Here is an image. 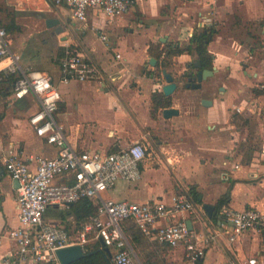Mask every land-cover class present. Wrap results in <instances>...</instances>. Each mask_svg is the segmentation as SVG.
I'll use <instances>...</instances> for the list:
<instances>
[{
    "label": "crops",
    "instance_id": "1",
    "mask_svg": "<svg viewBox=\"0 0 264 264\" xmlns=\"http://www.w3.org/2000/svg\"><path fill=\"white\" fill-rule=\"evenodd\" d=\"M23 1L29 9L22 11L26 14L20 22L27 33L12 48L24 67L48 73L61 90L57 120L69 143L78 151L113 152L134 141L148 148L141 179L119 181L108 191L109 198L172 203L175 195L186 194L202 208L204 203L215 207L212 217L204 208L202 219L189 212L176 217L191 220L192 229L200 232L207 225L222 227L225 207L264 212V119L259 113L264 103V0H133L119 17L109 20L98 9H90L84 21L74 19L69 7L54 0ZM49 17L60 19L62 33L47 27ZM205 28L215 31L208 45L214 76L200 89L187 87L184 77L183 86L176 70L196 71L193 63L199 58L195 52L174 56L166 70L178 88L167 96L162 66L158 68L166 54L158 58L150 48L188 45L194 33ZM102 32L112 48L102 41ZM67 48L82 50L101 79L61 82L60 62ZM116 53L122 59L115 58ZM153 57L156 66L150 64ZM5 64L0 63V69ZM12 82L0 83V149H12L23 158L55 155L57 149L30 123L37 101L33 97L13 101ZM182 90L197 97L184 102L178 97ZM168 97L179 114L165 118L167 107L159 104ZM203 99L212 104L204 105ZM192 190L199 193L200 202L194 200ZM226 194L227 204L218 207ZM17 198L18 183L0 164V264L10 248L8 231L18 224ZM53 211L48 218H63L58 216L60 210ZM65 216L71 228L72 218L78 223L71 208ZM263 246L264 233L252 231L233 243L221 239L211 244L200 261L245 264ZM157 254L165 264H188L182 260V246L172 252L164 247Z\"/></svg>",
    "mask_w": 264,
    "mask_h": 264
},
{
    "label": "built area",
    "instance_id": "2",
    "mask_svg": "<svg viewBox=\"0 0 264 264\" xmlns=\"http://www.w3.org/2000/svg\"><path fill=\"white\" fill-rule=\"evenodd\" d=\"M72 10L77 20H86L90 9H98L106 18L123 15L133 0H54ZM109 48V37L99 33ZM13 39L5 26L0 25V69L5 77L13 76L11 99L33 97L37 110L30 116L36 134L45 137L57 149L55 155L21 157L12 149H0L3 164L12 179L19 182L18 224L8 231L10 248L2 264H62L57 250L71 245H81L84 250L94 241L111 253L112 264H145L138 258L123 223L134 220L141 231L161 247L172 252L182 246L183 262L198 264L209 246L221 239L235 242L252 231L264 233V212L258 208L222 210L224 224L205 232L190 229L187 220L176 217L184 212L194 213L202 219V206L186 194H177L172 203L155 200L137 203L115 200L103 195L119 181L137 182L142 177V163L148 148L141 141H134L117 151H78L68 141L63 127L57 120L62 100L59 87L52 77L40 70L23 66L21 56L13 48ZM115 58L122 59L120 53ZM61 82L101 79L98 68L90 63L86 54L77 48H67L60 62ZM2 77H0L1 80ZM264 89V82L261 84ZM2 95L0 93V108ZM264 119V103L259 110ZM70 178L69 181L60 179ZM84 199L95 205V213L85 222L76 223L72 218H48L50 209H69ZM245 264H264V246L247 257Z\"/></svg>",
    "mask_w": 264,
    "mask_h": 264
},
{
    "label": "trees",
    "instance_id": "3",
    "mask_svg": "<svg viewBox=\"0 0 264 264\" xmlns=\"http://www.w3.org/2000/svg\"><path fill=\"white\" fill-rule=\"evenodd\" d=\"M8 30H13V26H8ZM214 29H203L201 31H196L194 36L191 39V43L185 46H181L178 43H171L166 46L165 49L153 50L150 48V51L155 54L156 57H160L165 52L164 59H162L161 64H158V68L163 71L172 64V58L174 56L188 52L190 54L197 53L198 58L202 61L204 68L212 69L213 67V55L208 50V45L212 40L214 35ZM171 59V61L169 60ZM0 83L5 81H13L14 77L9 76L5 77L0 73ZM172 99L168 97L165 101H162L159 105L170 107L172 105ZM158 105V106H159ZM192 195L196 202H200L199 193L195 190H192ZM229 200V195L226 194L218 203V207L227 204ZM71 210L75 214L76 220L80 224L81 222L87 221L95 213V205L88 199H84L78 203L72 205ZM126 234L138 253L142 257V260L145 264H165L160 258L157 252L159 251L158 244L151 240V238L145 235L140 227L134 220H126L123 223ZM87 255L83 258L71 263V264H112L111 256L107 254L106 250L102 248L100 241H96L87 246Z\"/></svg>",
    "mask_w": 264,
    "mask_h": 264
},
{
    "label": "water",
    "instance_id": "4",
    "mask_svg": "<svg viewBox=\"0 0 264 264\" xmlns=\"http://www.w3.org/2000/svg\"><path fill=\"white\" fill-rule=\"evenodd\" d=\"M61 21L58 18L49 17L46 19V25L48 28H55L56 33L60 34L64 31L63 27L60 25ZM157 59L152 58L150 60V64L152 66H156ZM193 67L196 69V71H190V73H184L183 77L187 78V87H192L193 89H200L203 86V82L208 80L210 77H213L216 71V68L208 69L204 68L202 65V61L200 59H197L193 63ZM163 77L166 81V84L163 86V91L167 96L172 95L176 89L178 88V82L176 81L175 77L172 73L168 72L166 69L163 70ZM202 103L204 105H210L212 102L210 100L203 99ZM179 110L175 107H167L163 109V115L165 118H170L173 115H178ZM19 187V182L16 180ZM200 199H202V196H200ZM203 208L208 213L209 217H212L215 211V207L213 205L204 203ZM190 229L193 228L192 221H187ZM107 254L109 256L111 255L110 251L106 250ZM87 255V250H84V248L77 244V245H71L68 247L60 248L57 250V256L62 264H71L84 256ZM198 264H202V261H199Z\"/></svg>",
    "mask_w": 264,
    "mask_h": 264
},
{
    "label": "rangeland",
    "instance_id": "5",
    "mask_svg": "<svg viewBox=\"0 0 264 264\" xmlns=\"http://www.w3.org/2000/svg\"><path fill=\"white\" fill-rule=\"evenodd\" d=\"M27 9H29V6L23 0H0V25L5 26L6 28L8 26H13L14 29L11 30V32L8 31L10 33L12 39H13V44L15 43V41L17 43L18 37H21L23 34L27 33L26 26L24 24H22V22H20L22 20L21 16L26 14V12H22V11H26ZM32 14H34V13H32ZM196 27L199 29L198 25H196ZM15 32L17 34L16 40H15ZM156 43L158 45L163 44V42H161L159 40H157ZM185 45L186 44H184V46ZM14 46H15V44H14ZM13 49H15V48L13 47ZM176 72H177L178 81L181 83V85L184 86L186 80L183 77V71H180V69H177ZM210 79H212V78L210 77ZM178 97L182 98V100H184V102H186L188 100H195V98L197 96H196V94H190V93H187L186 91L182 90L181 92H179ZM231 137H232V139L238 138L237 136H233V135ZM103 195L107 198L109 193L104 192ZM53 210L54 209H50L48 211L47 215H49L51 217L52 214H55V212ZM59 213L60 214H58V212H57L56 214H58V216L64 215L63 218H67L65 216V214L67 213V209L63 210L60 208ZM158 248H159V251L163 249V247H160V246H158ZM138 258L141 259V261H142V257L140 255H138Z\"/></svg>",
    "mask_w": 264,
    "mask_h": 264
}]
</instances>
